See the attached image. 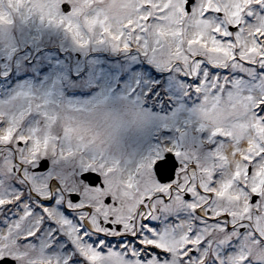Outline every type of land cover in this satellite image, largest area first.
<instances>
[{
	"label": "snow or ice",
	"instance_id": "1",
	"mask_svg": "<svg viewBox=\"0 0 264 264\" xmlns=\"http://www.w3.org/2000/svg\"><path fill=\"white\" fill-rule=\"evenodd\" d=\"M13 15L68 55L0 99V264H264V0H7L6 55Z\"/></svg>",
	"mask_w": 264,
	"mask_h": 264
},
{
	"label": "rangeland",
	"instance_id": "2",
	"mask_svg": "<svg viewBox=\"0 0 264 264\" xmlns=\"http://www.w3.org/2000/svg\"><path fill=\"white\" fill-rule=\"evenodd\" d=\"M0 6L7 9V0H0ZM14 23L11 32L14 38V50L6 55L0 46V99L6 98L14 91L40 79L48 66V62L63 60L68 55L62 50L67 41L56 30L43 26L38 18L32 17L28 20H21L13 15ZM79 55V53H75ZM95 55L106 60H119L117 54L107 52L95 53ZM27 58H30L29 61ZM127 85V80L122 74L112 77L110 85L120 89L121 85ZM70 95L72 93H69Z\"/></svg>",
	"mask_w": 264,
	"mask_h": 264
}]
</instances>
